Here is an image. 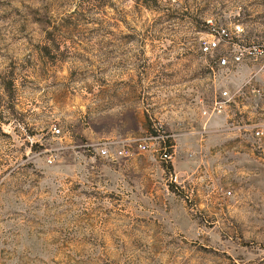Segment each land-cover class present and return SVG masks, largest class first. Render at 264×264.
Returning <instances> with one entry per match:
<instances>
[{
  "label": "rangeland",
  "instance_id": "374dc122",
  "mask_svg": "<svg viewBox=\"0 0 264 264\" xmlns=\"http://www.w3.org/2000/svg\"><path fill=\"white\" fill-rule=\"evenodd\" d=\"M236 23L264 0H0V264H264V99L203 114L256 74L201 52Z\"/></svg>",
  "mask_w": 264,
  "mask_h": 264
},
{
  "label": "built area",
  "instance_id": "2783aa9c",
  "mask_svg": "<svg viewBox=\"0 0 264 264\" xmlns=\"http://www.w3.org/2000/svg\"><path fill=\"white\" fill-rule=\"evenodd\" d=\"M211 38L203 40L200 49L202 53H212L215 50L223 48V54L217 59L216 65L219 68H229L247 61H254L257 65L256 74L248 77L244 83L230 93L229 90H223L219 97H215L209 109H205L203 114L217 115L227 108V106L245 91L252 92L254 95L263 97L264 89L254 84L255 79L264 77V41L246 44L243 40V29L240 24H233L232 27L218 26L212 28ZM54 134H59L60 129L54 127ZM257 139H261L264 135V128L257 126L254 130ZM155 136L151 134H143L138 137L130 138H102L93 143V148L98 156L106 159H117L121 157L131 156L133 150L137 152H146L152 148V141ZM169 154L164 152L162 158H169ZM52 157L48 158L51 163Z\"/></svg>",
  "mask_w": 264,
  "mask_h": 264
},
{
  "label": "trees",
  "instance_id": "16d2710c",
  "mask_svg": "<svg viewBox=\"0 0 264 264\" xmlns=\"http://www.w3.org/2000/svg\"><path fill=\"white\" fill-rule=\"evenodd\" d=\"M167 153V152H166ZM167 154H169V153H167Z\"/></svg>",
  "mask_w": 264,
  "mask_h": 264
}]
</instances>
